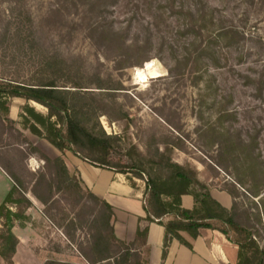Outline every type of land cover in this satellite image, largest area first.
Masks as SVG:
<instances>
[{
    "label": "rangeland",
    "instance_id": "obj_1",
    "mask_svg": "<svg viewBox=\"0 0 264 264\" xmlns=\"http://www.w3.org/2000/svg\"><path fill=\"white\" fill-rule=\"evenodd\" d=\"M55 70L60 85L104 91L114 102L111 120L96 115L102 96L85 94L87 126L111 145L92 148L81 136L74 148L134 175L159 161L158 151L200 168L210 185L234 192L236 225L225 228L238 241L250 232L259 246L250 254L264 264V0H0V80L36 83ZM19 106L11 100L0 112V162L18 182L13 209L30 217L14 231L43 258L119 264L121 256L88 260L103 238L104 254L124 248L111 238L103 204L32 154Z\"/></svg>",
    "mask_w": 264,
    "mask_h": 264
},
{
    "label": "trees",
    "instance_id": "obj_2",
    "mask_svg": "<svg viewBox=\"0 0 264 264\" xmlns=\"http://www.w3.org/2000/svg\"><path fill=\"white\" fill-rule=\"evenodd\" d=\"M59 71L60 70H55L52 76L48 77L46 80L39 78L36 83L14 82L5 79L0 80V112L5 113L6 115V106L10 103L12 98H25L28 103L23 106V112L20 114L22 119L21 124L25 130H28L38 137L46 139L61 151L71 150L94 165L106 166L104 165V162L91 159L89 156L82 154L81 150L74 148L73 145L80 147V138L83 136L87 144L92 148H102L105 151L109 149L111 145L110 142L104 140V143L87 126L83 116V103L87 99L85 94L89 93L96 96H102L100 98L105 101V106L103 108L99 105L95 106L94 109H96V115H106L109 119L113 120L114 118L107 107H110V110L114 109V102L109 97H104V91L97 92L92 90L82 92L83 90L79 89L80 86H77L78 84L74 85L75 89L67 88V85H60L61 74ZM109 99L110 101L106 102ZM30 100L46 106L48 113L43 114L38 111L35 106L29 103ZM54 118L56 119L54 120ZM3 121L14 122L11 118H4ZM62 123L67 124L65 132H63L59 126V124ZM16 130L19 131L17 128ZM24 142L31 146L32 154L39 155L46 162L56 163V175L61 177L64 176L66 180L71 182L74 181L78 183V185L83 183L81 177L78 179L75 174L71 173L61 156L54 159L51 158L28 137H25ZM157 156L160 158L159 161H153V165L150 168L143 170L142 175H138L140 177L147 175V188L150 201L153 204V215H155L156 218H160L168 213H173L177 216L176 219L167 223L159 220L166 229L162 259L165 260L167 257L170 243L174 238L178 239L189 248H193L192 243L184 236V233H188L192 238H196L200 234L201 228L215 227V225L210 222L211 220H220L223 225L218 229L228 235L229 231L225 226L236 225V201L231 210L227 209L211 195L209 185L199 178V171L197 168L173 160L171 155L167 154V152L158 151ZM0 164L15 182L12 190L0 204V256L4 260V263L14 264V256L17 251L19 238L14 232L13 227L15 222L19 220H23L21 226H24L30 221V217L26 212H19L13 209L18 202L14 197L15 193L18 191V182L1 162ZM87 190L94 198L103 204L104 210L102 216L105 224L109 226L111 238L124 248V252L118 251L116 253L104 254L105 252L110 251V240L103 238L104 240L101 239L96 242L95 248H93V251L99 254V256L93 260H88L97 262L111 260L112 258L118 259V257L121 256V260L116 261L119 264H127L130 258L134 256L137 259L136 264H147L140 261V256L138 254L132 252L130 244L120 240L115 235L113 227L115 214L112 206L105 200L99 198L89 189ZM227 191L235 199L234 192L230 190ZM187 192H190L195 196L196 206L192 210L182 206L181 196ZM36 195L41 201H45L43 196H40L37 193ZM147 220L154 221L155 218L149 214ZM241 229L246 231L243 227H241ZM146 233L147 228L138 230V236L145 237ZM235 241L239 246V260L237 264H255L253 260L254 258L250 253L252 248L255 247L257 250L254 254L257 255L259 253V246L251 238V233L248 232L246 240ZM261 253H264L263 250H261ZM44 264L72 263L47 259ZM256 264H262V260L257 261Z\"/></svg>",
    "mask_w": 264,
    "mask_h": 264
},
{
    "label": "crops",
    "instance_id": "obj_3",
    "mask_svg": "<svg viewBox=\"0 0 264 264\" xmlns=\"http://www.w3.org/2000/svg\"><path fill=\"white\" fill-rule=\"evenodd\" d=\"M11 100L20 104L19 108L22 109V112L23 106L28 103L22 97H14ZM33 102L35 101H29L34 106ZM29 134L31 135H27L28 138L35 145L52 158L61 156L68 169L76 171L78 176L82 178V184L85 188L112 206L115 214L113 220L115 235L120 240L131 245L132 252L140 256L141 262L147 264L238 263L239 246L230 234L226 235L218 229L223 225L218 219L210 221L215 227L201 228L200 234L196 238L184 233V236L192 243L193 248H189L174 238L170 243L167 257L163 260L162 253L166 229L159 220L167 223L176 219L177 216L173 213H168L156 218L153 215V204L149 198L146 177H140L139 175L123 172L112 167L94 165L71 150L61 151L46 139L38 137L31 132ZM197 169L200 171V168ZM199 178L209 185L211 195L217 201L227 209H232L235 199L226 189L210 185L211 179L205 177L203 172H199ZM14 185L13 178L0 164V204L5 200ZM181 202L182 206L187 209L192 210L196 206L195 196L190 192L181 196ZM149 214L155 218L154 221L147 220ZM36 215V212H34L32 219L37 217ZM16 226L20 227L18 224ZM16 226L14 225L13 230ZM145 228H147L146 236H138V230ZM25 229L23 230L26 231V237L34 236L35 232L32 229L29 227ZM15 233L19 238V243L14 256V264H23L19 258L20 253L27 254L28 264H44L47 258L38 256L35 242H26L25 235L22 232L20 233V231ZM0 263H4L1 256ZM129 264H132V262L129 261Z\"/></svg>",
    "mask_w": 264,
    "mask_h": 264
}]
</instances>
